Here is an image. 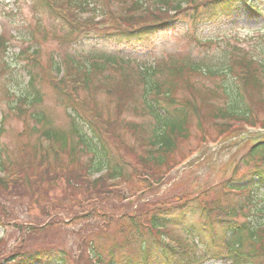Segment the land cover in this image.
I'll return each mask as SVG.
<instances>
[{
    "label": "trees",
    "instance_id": "trees-1",
    "mask_svg": "<svg viewBox=\"0 0 264 264\" xmlns=\"http://www.w3.org/2000/svg\"><path fill=\"white\" fill-rule=\"evenodd\" d=\"M37 1L49 13L57 14L65 21L72 33H83L85 40L116 43L118 46L160 32L183 30L184 35L198 44L202 52H207L216 40L205 36V30L224 24L231 26L243 18L260 19L264 15V0H104L108 9L112 7L113 11L102 14L100 23H95L91 17L79 22L75 18L69 19L66 14V11L72 12L81 7L85 0ZM96 2L99 1L92 0L90 3L95 7ZM91 30L96 31L92 34H98L96 38L89 36ZM0 50L5 51L3 39H0ZM253 54L252 51L232 47L213 54L219 56L215 58L205 53L192 59L145 60L147 63L135 64V67L131 66L133 62L128 57L108 54L94 47L81 55L84 58L71 56L65 66L55 68L58 74L50 82L52 89L63 101H67L68 129L62 131L47 127L41 132L47 146H40L41 156L35 165L39 169L35 174L30 170L32 161L29 157L16 163L0 159V190L7 192L9 187L20 185L34 192V187L43 176L52 171L50 173L59 177L61 173L70 186L89 188L96 192L95 196L101 197L99 188L103 185L109 183L114 188L134 176V172H142L143 179L138 185L152 192L162 184L165 173L177 165L175 158L187 141L190 121L198 120L201 125L200 120L220 118L219 126L224 129L219 135L223 137L232 128L229 124H254L248 118L253 115L248 100L264 108V58ZM108 69H113L114 73L104 74ZM29 75V82L16 101L23 107L42 103L40 91L34 86L32 75ZM80 89L92 92L98 89L108 99L114 100V108L118 111L125 109L134 111L141 119L146 117L140 123H123V127L140 130L137 140L141 153L133 154L129 149L135 162L132 174L124 172L129 163L116 161L115 158L111 160L103 141L102 136L111 138L114 135L111 128H118L119 123L101 116L86 99H81L78 95ZM35 115L36 119L45 122L43 114L35 112ZM83 131L91 132L87 141L93 148L89 149L84 143L86 134ZM80 143L95 154L91 160L88 159L89 162L79 163L76 152L87 153L82 148L78 150ZM64 157L66 160H63ZM243 157L246 171L240 176L239 170L235 169L229 180L214 193L216 196L211 205L198 206L187 198H180L172 206L154 209L148 217L139 212L131 218L118 219L112 217L113 210L108 211L110 215H103L105 210L95 216H105L106 227L123 238L112 241L111 250L126 248L131 254L134 247L141 258L138 264H147L150 258L163 259L164 264H168L173 256H188L186 264L207 259H226L230 264L264 262V143L253 145ZM74 163L78 165L70 166ZM102 170V176L93 178L95 172ZM232 193L235 197L230 202L228 197ZM175 209L179 213H175ZM63 211L68 218L70 209L64 208ZM196 212L209 223L207 228L201 229L208 237V243L202 248L193 243L169 244L160 238H153L173 219ZM95 214L96 211H93L89 216ZM82 219L77 217L71 220V224ZM216 230L221 233L220 237L214 233ZM94 234L86 236L93 243ZM107 236L105 233L101 238L108 240ZM78 243L79 254L74 258L64 249L52 247L20 251V254L1 258L0 264H116L112 253L105 261L99 254L88 250L90 247L94 249L93 243H85L83 247L79 237L74 247ZM220 246L225 250L224 254ZM125 264H133L132 259L128 257Z\"/></svg>",
    "mask_w": 264,
    "mask_h": 264
},
{
    "label": "rangeland",
    "instance_id": "rangeland-1",
    "mask_svg": "<svg viewBox=\"0 0 264 264\" xmlns=\"http://www.w3.org/2000/svg\"><path fill=\"white\" fill-rule=\"evenodd\" d=\"M92 0H85L79 8L66 14L69 19H76L84 22L86 19H94L100 23V16L106 12L113 11L104 3V0L94 5L87 3ZM91 4V3H90ZM106 20V19H105ZM254 23L251 20H238L232 23L230 28L224 24L212 30H205L203 34L212 42L207 52H202L198 44L184 35L183 30L150 36L143 40L132 41L129 44L104 43L99 40L91 41L84 39L83 33L71 32L69 26L57 14L49 13L37 0H0V38L3 39L6 51L0 50V158L8 159L10 162H20L25 157L31 158L30 170L35 174L39 169L36 162L39 158L40 133L44 128L42 123L35 122L32 115L35 111L42 112L52 123L54 128L65 131L69 122L66 118L65 101L52 89L50 82L57 73L58 65H64L69 58L76 55L77 59L84 58L83 55L90 46L101 47V50L108 54H118L128 57L131 66L147 63L145 60H159L167 58L182 59L204 56L210 57L215 53L222 52L229 47H238L242 51H252L254 56L264 58V18ZM190 27V25H188ZM186 29V28H185ZM190 31V29H188ZM96 31H89V36L96 38ZM108 40V39H107ZM112 44V45H111ZM122 45V46H121ZM33 77L34 86L40 91L42 104L31 108L17 107V99L22 94L24 87ZM104 74H113V69H108ZM61 76V75H60ZM100 77V75H98ZM78 95L87 100L103 117H109L119 123L118 128H111L114 135L111 138H104L105 146L110 152L111 160L120 158L131 166H126L124 172L132 174L134 168L133 154L141 151L137 148L136 136L138 131H131L123 127L124 122L140 123L143 119L133 111L125 109L118 111L114 108L115 102L108 99L100 90L92 92L78 90ZM251 104L249 121L250 125L240 122L229 124L232 128L251 127L259 132L260 136H250L248 142H241L237 138L229 140L225 144H217L223 129L219 126V119L200 120L201 128L197 127L196 121H190L191 129L175 160L177 165L165 173L162 184L154 188L152 192L139 186L138 182L143 179L142 172H134V176L127 181L119 183L117 187L106 186L99 188L101 194L97 197L94 190L84 189L81 186L71 185L61 176L54 173L45 174L42 180L34 187V192L29 188L23 189L20 185L9 187L7 192L0 190V259L9 255L20 254V251H31L33 249L57 247L67 251L71 257L79 254L78 243L88 239L87 234L96 233L97 236L108 234L107 239L99 238L95 246L104 260H106L107 247L110 241H121L123 238L106 227V217L96 218L101 214H109L113 210V216L118 219L133 217L142 212L146 217L151 216L152 211L158 207L172 206L180 198H187L200 205H211L214 202V193L221 189L215 187L223 179L227 178L234 169H238L240 176L246 171L243 159L249 150L251 142L264 140V108L257 106L254 101L248 100ZM17 104V105H16ZM150 127L151 125H144ZM222 131V132H221ZM85 132L84 143L93 148L87 141L91 132ZM246 132V131H242ZM250 132V131H248ZM247 132V133H248ZM246 133V134H247ZM219 135V136H218ZM248 135V134H247ZM217 141L211 144L210 141ZM86 150L87 153H77L79 163H86L94 157L84 144L78 145V150ZM63 160H66L64 157ZM89 162V161H88ZM77 163L70 166H77ZM102 172H95L94 177L102 176ZM82 173V171H81ZM79 173V175H81ZM137 179V180H136ZM234 195L228 197L231 202ZM104 198V199H103ZM101 199L103 201L101 202ZM70 209L71 214L66 218L63 209ZM175 213H179L175 209ZM96 211V214L89 216ZM144 212V213H143ZM171 216H174L172 212ZM110 215V214H109ZM77 217H82L78 223H72ZM178 225V226H176ZM207 219L200 216L198 212L184 215L182 218L173 219L168 227L158 231L156 238L163 241L193 242L196 245L204 246L208 243L207 235L203 234L202 228H207ZM214 233L220 237L219 230ZM82 244V243H81ZM91 250V247L88 249ZM225 250L221 252L224 254ZM127 250L116 253L115 260L122 264V258L127 257ZM197 255V253H195ZM79 260V259H78ZM184 257L173 256L168 264H185ZM160 260L158 263H161ZM147 264H155L154 259L148 260ZM197 264H230L228 260L204 261ZM257 264H264L259 261Z\"/></svg>",
    "mask_w": 264,
    "mask_h": 264
}]
</instances>
